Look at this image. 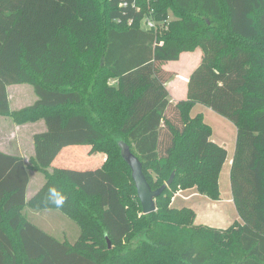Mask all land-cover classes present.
Listing matches in <instances>:
<instances>
[{"label": "trees", "instance_id": "trees-1", "mask_svg": "<svg viewBox=\"0 0 264 264\" xmlns=\"http://www.w3.org/2000/svg\"><path fill=\"white\" fill-rule=\"evenodd\" d=\"M197 47L186 100L173 103L164 64ZM20 83L36 100L11 110L7 86ZM186 102L236 126L229 180L240 221L226 228L170 205L192 186L219 199L226 158ZM0 115L45 126L29 162L0 152V264H264V0H0ZM119 140L152 189L174 173L153 212H142ZM77 145L105 159L52 166ZM29 169L44 182L26 200ZM25 207L60 210L77 238L44 231Z\"/></svg>", "mask_w": 264, "mask_h": 264}, {"label": "crops", "instance_id": "crops-1", "mask_svg": "<svg viewBox=\"0 0 264 264\" xmlns=\"http://www.w3.org/2000/svg\"><path fill=\"white\" fill-rule=\"evenodd\" d=\"M200 57L201 49L197 47L193 51L181 52L177 60H171L174 64L173 68L178 71V74H175L173 78L166 84V87L169 90L170 100L173 103L182 101L185 102L188 76L192 69L200 61ZM29 90H27V92L30 94L31 92ZM7 93L10 105L11 98L8 92V86ZM34 100H36V97L33 98L29 104L33 103ZM186 104L189 107L191 116L201 114L205 122L206 115L214 120L218 119L217 115H214L218 113L214 112L212 109L201 103L186 102ZM21 105L23 104H20V107L18 108H12L10 105V108L11 110H16L26 106ZM206 123L211 127L212 130L211 139L214 142L223 145L226 149V158L218 177L219 199H211L207 195L198 192L196 187L192 186L189 188H178L175 190L171 196L170 205L178 208L183 206L192 208L195 213V224L226 228L227 226L231 225L233 221H240L232 199L229 180V172L235 150L236 126L235 133L216 137L214 136V130L212 126L208 122ZM44 128V122L40 119L37 121L18 124L15 123L10 117L0 115V152L20 156L25 162H29V159L34 155L33 135L38 131L44 130ZM88 151V145L64 147L53 159L52 166L79 168L81 166L72 163V161L75 160L74 157L76 156L83 160L82 162L85 163L84 167L101 164V162L105 159V153L102 151H95L92 153H89ZM79 163H81V161H79ZM28 175L29 181L26 188V200L29 199L30 196L33 195L44 182L43 173L37 169H29ZM225 176H228L227 183H225V180L227 179V177L225 179ZM55 210L56 209H32L25 207L23 212L30 221L59 239H67L72 234H74L77 238L78 231H76L72 225L68 224V221L65 218L69 217L65 214L61 215L62 212L60 210L59 211L61 213H58ZM54 232H57V234Z\"/></svg>", "mask_w": 264, "mask_h": 264}, {"label": "water", "instance_id": "water-1", "mask_svg": "<svg viewBox=\"0 0 264 264\" xmlns=\"http://www.w3.org/2000/svg\"><path fill=\"white\" fill-rule=\"evenodd\" d=\"M117 143L120 148V154L122 158L131 170V177L136 188L137 198L140 202L142 212L149 213L155 211V198L160 195L164 188L172 182L174 173H171L169 178L161 186L156 189H152L143 174L140 160L135 154L131 152L129 145H127L122 140L117 141ZM106 241L108 247H110V241L107 236Z\"/></svg>", "mask_w": 264, "mask_h": 264}, {"label": "rangeland", "instance_id": "rangeland-1", "mask_svg": "<svg viewBox=\"0 0 264 264\" xmlns=\"http://www.w3.org/2000/svg\"><path fill=\"white\" fill-rule=\"evenodd\" d=\"M174 64L172 61H168L167 63L164 64V67L168 70H170L171 72L175 74H178L175 68H173ZM30 89V90H29ZM27 90H29L31 93L29 94V92H27ZM8 92L10 94V105L12 108H18L20 107V104H23L21 106L27 105L30 103V101L35 98L36 96L33 93L32 90V86L29 84H10L8 85ZM31 96V97H30ZM217 115L218 119L214 120L210 117H208L206 115V122H208L213 130H214V136L216 137H221V136H225V135H229V134H233L235 133V125L228 120L227 118L220 116L219 114H214ZM9 120V119H8ZM10 121V120H9ZM37 124V123H35ZM227 177V179H226ZM225 183L228 182V176H225ZM58 213H61L59 210H55ZM61 215H64L61 213ZM65 217V216H64ZM67 219V223L72 225L73 228L76 229V231H78V227L75 224V222H73L71 219L65 217ZM55 234H57V232H54ZM75 235L72 234L70 237H68L67 239L70 241H73L75 239Z\"/></svg>", "mask_w": 264, "mask_h": 264}, {"label": "built area", "instance_id": "built-area-1", "mask_svg": "<svg viewBox=\"0 0 264 264\" xmlns=\"http://www.w3.org/2000/svg\"><path fill=\"white\" fill-rule=\"evenodd\" d=\"M143 23L145 27H155V22L150 17H145Z\"/></svg>", "mask_w": 264, "mask_h": 264}, {"label": "clouds", "instance_id": "clouds-1", "mask_svg": "<svg viewBox=\"0 0 264 264\" xmlns=\"http://www.w3.org/2000/svg\"><path fill=\"white\" fill-rule=\"evenodd\" d=\"M63 202H64V197H59V198L56 199V201H55V203H56L57 205H61V204H63Z\"/></svg>", "mask_w": 264, "mask_h": 264}]
</instances>
